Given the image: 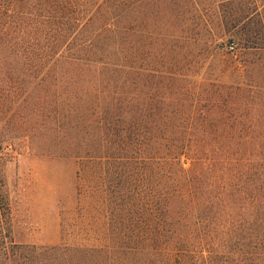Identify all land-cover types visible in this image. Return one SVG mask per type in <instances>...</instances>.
<instances>
[{"label": "trees", "instance_id": "obj_1", "mask_svg": "<svg viewBox=\"0 0 264 264\" xmlns=\"http://www.w3.org/2000/svg\"><path fill=\"white\" fill-rule=\"evenodd\" d=\"M193 1L0 0V264H264V0ZM20 150L73 168L55 245L12 240Z\"/></svg>", "mask_w": 264, "mask_h": 264}, {"label": "rangeland", "instance_id": "obj_2", "mask_svg": "<svg viewBox=\"0 0 264 264\" xmlns=\"http://www.w3.org/2000/svg\"><path fill=\"white\" fill-rule=\"evenodd\" d=\"M187 7L217 9L219 2L194 0ZM222 43L223 52L237 60L241 51L238 42L227 36ZM20 152L1 167L12 208V240L20 245H55L60 240L58 201L67 200L71 192L73 168L69 164L33 160L25 150ZM66 203L70 205L71 201L68 199Z\"/></svg>", "mask_w": 264, "mask_h": 264}, {"label": "built area", "instance_id": "obj_3", "mask_svg": "<svg viewBox=\"0 0 264 264\" xmlns=\"http://www.w3.org/2000/svg\"><path fill=\"white\" fill-rule=\"evenodd\" d=\"M231 49H234L233 47H231Z\"/></svg>", "mask_w": 264, "mask_h": 264}]
</instances>
